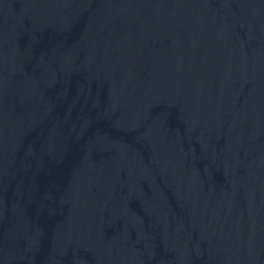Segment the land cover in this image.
I'll return each mask as SVG.
<instances>
[{
  "label": "water",
  "instance_id": "water-1",
  "mask_svg": "<svg viewBox=\"0 0 264 264\" xmlns=\"http://www.w3.org/2000/svg\"><path fill=\"white\" fill-rule=\"evenodd\" d=\"M264 0H0V264H256Z\"/></svg>",
  "mask_w": 264,
  "mask_h": 264
}]
</instances>
